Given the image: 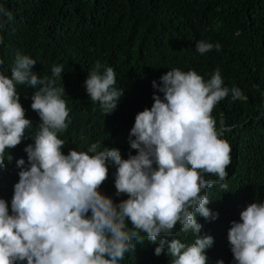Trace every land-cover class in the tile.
<instances>
[{
    "label": "clouds",
    "instance_id": "1",
    "mask_svg": "<svg viewBox=\"0 0 264 264\" xmlns=\"http://www.w3.org/2000/svg\"><path fill=\"white\" fill-rule=\"evenodd\" d=\"M12 19L0 5V34ZM213 48L221 45L196 44L202 55ZM35 65L17 50L10 76L0 71V264H123L145 241L142 233L158 244L156 256L167 246L170 264H264V191L227 204L217 236L201 235L197 221V214L218 217L205 190L228 188L231 147L223 137L230 129L217 127L213 110L229 93L247 100L239 87L224 86L219 68L208 80L191 69L167 71L152 82L163 96L154 92L151 108L114 133L123 89L111 66L96 61L84 82L95 120L68 129L65 87L55 86L64 65L52 67V78H40ZM18 85L38 88L34 126ZM177 224L194 242L167 239Z\"/></svg>",
    "mask_w": 264,
    "mask_h": 264
},
{
    "label": "trees",
    "instance_id": "2",
    "mask_svg": "<svg viewBox=\"0 0 264 264\" xmlns=\"http://www.w3.org/2000/svg\"><path fill=\"white\" fill-rule=\"evenodd\" d=\"M0 5L13 15L0 34V58L4 60L0 71L10 76L17 50L36 61L33 71L40 78H52V67L64 65L55 86L65 87L62 98L70 109L68 129L96 118V108L90 106L93 102L91 98L88 102L84 87L96 61L114 69L115 87L123 89L113 114L114 133L120 132L129 116L151 108L154 92L163 96L152 82L159 85L167 71L191 69L208 80L219 68L224 86L239 87L247 100L233 101L229 93L213 110L217 127L230 129L223 138L231 147V163L223 181L228 188L214 184L205 190L211 200L207 207L218 217L205 219L197 214L203 226L201 235H219L227 204L262 194L264 0H0ZM201 40L219 43L221 50L213 48L202 55L196 49ZM20 86V102L34 126L40 117L31 109V97L38 88H26L25 94ZM76 134L86 149L89 140L83 134L80 138V127ZM141 235L145 241L136 243V252L127 253L121 263L170 264L167 246L156 256L158 244ZM173 238L185 243L195 240L193 233L181 232L179 224L173 236L167 237Z\"/></svg>",
    "mask_w": 264,
    "mask_h": 264
}]
</instances>
